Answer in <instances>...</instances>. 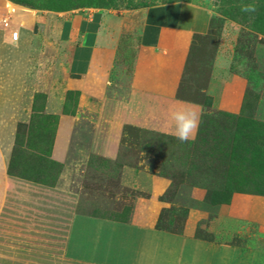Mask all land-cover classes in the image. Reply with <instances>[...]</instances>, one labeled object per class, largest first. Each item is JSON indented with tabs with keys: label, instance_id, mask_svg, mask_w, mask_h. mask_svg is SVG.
I'll return each instance as SVG.
<instances>
[{
	"label": "rangeland",
	"instance_id": "374dc122",
	"mask_svg": "<svg viewBox=\"0 0 264 264\" xmlns=\"http://www.w3.org/2000/svg\"><path fill=\"white\" fill-rule=\"evenodd\" d=\"M172 2L219 15L181 64L152 69L164 89H134L135 44L115 51L107 73L68 86L55 35L65 17ZM249 3L255 13L241 11ZM0 105L15 174L46 159L73 188L86 166L80 213L129 207L128 220L156 230L264 255V0H0ZM181 108L201 113L186 143L170 134L169 111ZM16 247L0 242V264H40Z\"/></svg>",
	"mask_w": 264,
	"mask_h": 264
},
{
	"label": "crops",
	"instance_id": "0c3cea01",
	"mask_svg": "<svg viewBox=\"0 0 264 264\" xmlns=\"http://www.w3.org/2000/svg\"><path fill=\"white\" fill-rule=\"evenodd\" d=\"M212 20L208 8L184 2L120 14L94 10L67 16L55 35L64 49L68 86L75 88L77 82L107 73L115 51L125 52L135 44L140 54L134 89L160 92L169 80L154 76L152 69L165 70L177 60L181 64L195 37L208 33ZM144 63L151 69L144 72ZM2 108L0 114L5 112ZM10 131L9 125H0V242L17 243L22 261L28 257L40 264H264L260 253L128 220L129 207L113 216L106 215L115 211L113 206L80 213L78 186L86 166L75 168L73 188L58 184V174L49 173L43 177L46 182L38 181L41 160L31 165L33 172L12 175Z\"/></svg>",
	"mask_w": 264,
	"mask_h": 264
},
{
	"label": "clouds",
	"instance_id": "9594fccd",
	"mask_svg": "<svg viewBox=\"0 0 264 264\" xmlns=\"http://www.w3.org/2000/svg\"><path fill=\"white\" fill-rule=\"evenodd\" d=\"M241 11L244 13H255L257 6L252 3L244 4L241 6ZM212 14L219 15V12L213 10ZM200 115L201 113L190 108L170 110L168 119L173 129L170 134L182 143L195 140L199 129Z\"/></svg>",
	"mask_w": 264,
	"mask_h": 264
},
{
	"label": "trees",
	"instance_id": "16d2710c",
	"mask_svg": "<svg viewBox=\"0 0 264 264\" xmlns=\"http://www.w3.org/2000/svg\"><path fill=\"white\" fill-rule=\"evenodd\" d=\"M12 161V160H11ZM24 164L25 163H27V161H26V158H24V155H23V159L21 160ZM16 169H15V167H13V169H12V166H11V164L9 165V173H12V174H15V171ZM31 170V168H29L28 169V171H30ZM61 170V167H59V166H57V165H54V163H50V165L47 163V161H46V159H43L42 161H41V167H39V169H38V173L36 174V179L38 180V181H44V182H46L45 180H44V178L43 177H45L47 174H52V176L53 175H57V173L59 172ZM32 171V170H31ZM27 172V171H26ZM173 233H175V232H173Z\"/></svg>",
	"mask_w": 264,
	"mask_h": 264
},
{
	"label": "built area",
	"instance_id": "2783aa9c",
	"mask_svg": "<svg viewBox=\"0 0 264 264\" xmlns=\"http://www.w3.org/2000/svg\"><path fill=\"white\" fill-rule=\"evenodd\" d=\"M17 36H18V34L15 33V35H14V40H15V41L17 40Z\"/></svg>",
	"mask_w": 264,
	"mask_h": 264
}]
</instances>
